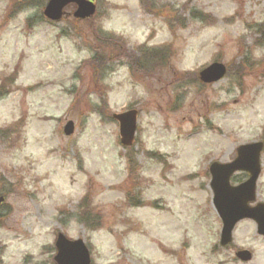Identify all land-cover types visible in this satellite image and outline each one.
Here are the masks:
<instances>
[{
	"label": "rangeland",
	"instance_id": "obj_1",
	"mask_svg": "<svg viewBox=\"0 0 264 264\" xmlns=\"http://www.w3.org/2000/svg\"><path fill=\"white\" fill-rule=\"evenodd\" d=\"M46 1L0 0V84L10 77L0 97V264H53L57 232L82 239L92 264H235L239 248L264 264L249 222L219 246L207 175L238 146L264 143V0H93L92 19L74 20L69 6L59 23L44 21ZM106 32L126 57L92 63ZM108 44L102 54L117 55ZM167 45L166 61L141 55ZM216 59L228 65L222 81L184 75ZM130 107L127 151L112 115ZM261 163L264 202V150ZM85 195L96 230L81 222Z\"/></svg>",
	"mask_w": 264,
	"mask_h": 264
},
{
	"label": "water",
	"instance_id": "obj_2",
	"mask_svg": "<svg viewBox=\"0 0 264 264\" xmlns=\"http://www.w3.org/2000/svg\"><path fill=\"white\" fill-rule=\"evenodd\" d=\"M69 4L76 5L74 17L86 19L95 12V6L86 0H49L43 14L51 21H59L62 10ZM225 74L224 66L212 64L200 73V79L204 83H213L220 80ZM114 119L119 122L121 144L129 146L133 142L136 129V113L131 111L121 115H115ZM73 132V124L69 122L64 133L70 135ZM262 144L241 146L237 149V159L229 165L213 163L210 166L212 180L210 186L213 190V205L220 216L223 228L221 244L226 245L231 240V232L234 225L241 219L249 218L256 221L258 233L264 235V206L258 205L249 208L248 202L254 200V190L259 175V155ZM247 171L250 178L237 187H230L228 181L235 171ZM3 198H0V203ZM57 264H90L89 254L81 240L68 241L62 234L56 240ZM243 259H247V254ZM246 255V256H245Z\"/></svg>",
	"mask_w": 264,
	"mask_h": 264
},
{
	"label": "trees",
	"instance_id": "obj_3",
	"mask_svg": "<svg viewBox=\"0 0 264 264\" xmlns=\"http://www.w3.org/2000/svg\"><path fill=\"white\" fill-rule=\"evenodd\" d=\"M141 3H143V0H140ZM260 28H263V27H260ZM105 38L106 40H110L111 42H113L114 44L117 45V47H115V49L118 50V53L117 55H103L102 52L105 50V47L107 48H111L114 49V46H110L108 43H103V37H101L100 35L97 34V42L98 40L99 41H102V45L99 47L100 49H102L103 47V51L100 50V53L97 52L96 50H94L92 53L93 54V58H91V61L92 63H100V60L103 59V61H109L108 58H111V57H114L115 59L117 58H120V56L122 57H126V53H125V50H124V45L123 43L119 40V39H114V37L112 35H105ZM107 44V46H106ZM123 49V51H122ZM169 52L170 50L168 48H163V49H158V50H148V51H144V52H141V55H148V59L149 61H151L153 58L154 59H159V61H166V59L168 58L169 56ZM100 54V55H99ZM121 54V55H120ZM129 56V55H128ZM156 63V62H155ZM155 65H158L157 63ZM4 95V88L3 87H0V97H2ZM87 203L84 202V204L81 205V207H83L82 209V212H81V222L89 229H93L97 226L100 225V221H99V218L97 215H94L92 213V211L86 206Z\"/></svg>",
	"mask_w": 264,
	"mask_h": 264
}]
</instances>
